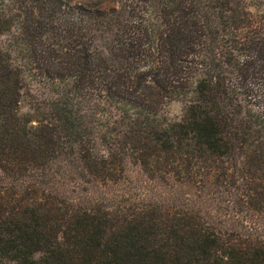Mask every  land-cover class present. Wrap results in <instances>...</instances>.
<instances>
[{
  "label": "trees",
  "instance_id": "obj_1",
  "mask_svg": "<svg viewBox=\"0 0 264 264\" xmlns=\"http://www.w3.org/2000/svg\"><path fill=\"white\" fill-rule=\"evenodd\" d=\"M3 37L0 264H264V0H0Z\"/></svg>",
  "mask_w": 264,
  "mask_h": 264
},
{
  "label": "rangeland",
  "instance_id": "obj_2",
  "mask_svg": "<svg viewBox=\"0 0 264 264\" xmlns=\"http://www.w3.org/2000/svg\"><path fill=\"white\" fill-rule=\"evenodd\" d=\"M5 41V38H0V43H3ZM168 114L169 117L172 118H178L181 115V106L178 103H174L172 104L169 108H168ZM132 173L135 174L136 173V169L132 168Z\"/></svg>",
  "mask_w": 264,
  "mask_h": 264
}]
</instances>
